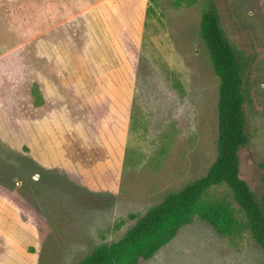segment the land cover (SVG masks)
Segmentation results:
<instances>
[{"label":"rangeland","instance_id":"obj_1","mask_svg":"<svg viewBox=\"0 0 264 264\" xmlns=\"http://www.w3.org/2000/svg\"><path fill=\"white\" fill-rule=\"evenodd\" d=\"M73 1L0 0V174H12L6 185L19 196L5 191L10 213L22 207L18 212L24 209L37 227L36 243L26 247L33 241V225L14 218L0 264H76L94 248L119 240L165 196L206 174L217 155L220 83L200 37L201 14L208 6L217 10L230 42L249 58L245 111L250 142L240 152V175L264 204V0H196L180 7L176 0H147L136 18L137 35L129 36L137 64L121 176L116 185L96 190L38 164L30 145L20 148L26 140L21 125L27 121L33 131L38 78L61 77L62 68H78L68 91L74 99L83 84L81 68L91 71L97 65L92 51L98 52L100 45H83L81 26L71 25L75 31L70 34L61 19ZM126 2L114 4L131 27L135 17ZM67 53L69 61L62 59ZM66 97L53 99L42 112L49 117L58 108L56 123L64 128ZM24 159L33 164L24 165ZM21 180L34 190H23ZM205 197L226 198L243 220L227 187H213ZM6 209L2 220L8 229ZM139 264H264V251L249 232L222 236L196 217L152 259Z\"/></svg>","mask_w":264,"mask_h":264},{"label":"crops","instance_id":"obj_2","mask_svg":"<svg viewBox=\"0 0 264 264\" xmlns=\"http://www.w3.org/2000/svg\"><path fill=\"white\" fill-rule=\"evenodd\" d=\"M126 1L127 5L132 4L130 8L135 17L130 21L131 27H128L116 8V0H74L70 4L69 12L61 19L66 23L70 34L75 31L74 28L73 31L69 29L71 25L77 23L81 26L80 41L83 45L86 44L85 41H93L94 46L100 45L98 52L95 49L92 51L97 65L91 71L86 66L80 67L83 84L74 99L69 92L78 68H62V76L51 75V79L41 75L36 82L40 84V90L38 85L35 86L40 103H35L33 108V131L28 130L25 124L27 121L20 128L21 134L24 133L26 137L20 148L23 144L30 145V155L38 164L46 169L66 172L71 179L93 190L102 185H116L122 171L137 64L129 36L133 38L137 35L134 30L137 26L136 18L140 14V8H145L147 3V0L142 5V0ZM53 24L51 25L54 26ZM89 53L84 51L85 55ZM122 53L125 57H121ZM70 56L67 53V57L62 59L69 61ZM59 90L60 93L55 92ZM62 91L67 94L66 99L63 98L66 100L68 113L65 128L58 125V108L51 111L49 117L42 115L53 99H62L65 95L62 96ZM30 138H35V141L33 139L32 142ZM7 198H10L9 195L0 188V259L7 251L6 245L13 232L11 221L14 218L33 225V241L26 247L35 244L37 237L33 217L24 209L19 213L22 207L18 209L14 204L18 210L10 213V207L6 205ZM6 208L10 216L8 229H5L2 220V213L7 212Z\"/></svg>","mask_w":264,"mask_h":264},{"label":"trees","instance_id":"obj_3","mask_svg":"<svg viewBox=\"0 0 264 264\" xmlns=\"http://www.w3.org/2000/svg\"><path fill=\"white\" fill-rule=\"evenodd\" d=\"M195 1L176 0L175 6H191ZM200 37L220 82L215 161L204 176L168 194L147 210L119 240L94 248L76 264H139L141 260L148 261L172 242L183 228L191 225L196 217L208 222L222 236L231 237L247 231L264 251V204L240 175V152L250 142L245 111V61L249 58L246 59L243 52L230 42L213 6L202 11ZM37 97L39 104V94ZM27 160L24 165L33 164ZM1 174L0 188L13 197H19L6 185V180H12V174L7 171ZM222 186L231 192L243 220L237 217L226 198L206 201L205 196L211 188ZM29 187L34 190L24 180L22 189Z\"/></svg>","mask_w":264,"mask_h":264}]
</instances>
